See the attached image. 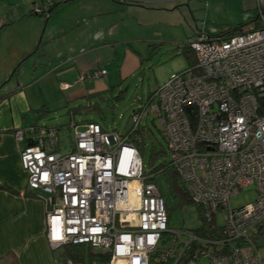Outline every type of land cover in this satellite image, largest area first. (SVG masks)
Wrapping results in <instances>:
<instances>
[{
	"label": "built area",
	"instance_id": "built-area-1",
	"mask_svg": "<svg viewBox=\"0 0 264 264\" xmlns=\"http://www.w3.org/2000/svg\"><path fill=\"white\" fill-rule=\"evenodd\" d=\"M43 9L31 6L35 14ZM259 15L252 31L196 35L197 71L170 74L148 109L191 200L207 220L222 215L221 237L169 227L165 199L144 174L138 148L117 130L72 122L74 142L60 153L52 149L55 128L17 127L20 165L28 188L47 202L45 237L53 249L89 244L108 254L107 264H197L201 257L207 264H264V11ZM144 112L134 114L133 128ZM248 187L256 198L233 208L230 197Z\"/></svg>",
	"mask_w": 264,
	"mask_h": 264
},
{
	"label": "crops",
	"instance_id": "crops-1",
	"mask_svg": "<svg viewBox=\"0 0 264 264\" xmlns=\"http://www.w3.org/2000/svg\"><path fill=\"white\" fill-rule=\"evenodd\" d=\"M182 1L71 0L44 18L31 12V6H41L47 0H0V264H58L66 259L65 254L63 259L55 255L45 237L47 202L41 193L28 188L26 171L20 165L22 145L14 140V128L42 125L37 121L38 105L29 103L36 98L22 92L23 88L39 84L45 75L53 74L62 81L61 87L69 84L66 89L62 87L67 105L71 100H83L88 93L115 86L104 82L98 89H83L77 79L71 87L70 81L59 78L57 71L83 74V79L94 70L105 69L98 65L101 63L98 51L108 45L115 48V26L132 17L136 9L159 4L168 10ZM190 1L187 0V7ZM237 3L242 16L235 20L234 26L240 22L247 23L244 31L255 28L254 20L258 19L259 10H264V0H237ZM250 10L255 14L245 16L244 12ZM234 26L203 29L216 35ZM198 32L201 30L192 31L191 35ZM21 67L28 71L29 78L24 77L26 72ZM32 112L37 113L36 117Z\"/></svg>",
	"mask_w": 264,
	"mask_h": 264
},
{
	"label": "rangeland",
	"instance_id": "rangeland-1",
	"mask_svg": "<svg viewBox=\"0 0 264 264\" xmlns=\"http://www.w3.org/2000/svg\"><path fill=\"white\" fill-rule=\"evenodd\" d=\"M190 3V7H187V0H183L177 5L170 6L171 8L168 10L162 8L159 4H153V7H146L142 10L136 9L138 11L133 13L132 17L126 18L118 26H115L116 30H114L113 35L117 39L114 42L116 50L108 45L98 51L100 54L99 61L101 62L98 65L104 66L108 75L89 77L90 72L82 79L83 74H70L68 71L64 73L66 70L61 69L57 71V74L60 73L59 78L70 81L71 87L79 79L83 89L85 87L98 89L103 87L105 82L111 86L118 84L116 88L124 90V98L116 103L117 107L112 109V112L108 108L110 103L103 102L106 113L104 125L107 126L108 130L117 127L118 132L128 133L134 127L132 111L144 106L148 101V97L156 90L157 85L163 83L170 74L181 72L188 67V61H186V57L181 53L179 47L194 39V36L191 35L192 31L200 29L201 32H205L206 30L203 27L206 29H222L234 26L238 21L236 19L242 16V12L238 9L237 0H215L214 3L210 0H205L203 3H201V0H191ZM246 14L253 15L255 13L250 10L244 12L245 16ZM232 20H236L234 24H231ZM154 42L156 43L155 48L151 49L149 44ZM113 51H116V53ZM21 70L26 72L24 77L29 78L28 71L23 67H21ZM39 70L40 72L44 71V69ZM55 77L53 74L45 75L41 83L27 85L22 92L29 95L31 93L36 98V101L29 100V103L38 105V110L47 108V112H39L42 113L43 117L37 121L42 125L57 128L58 142L52 149L57 147V151L65 153L70 150L74 142L69 127L73 120L66 114L67 109L64 102L66 100H63L66 92L61 87L60 83L62 81H58ZM6 81L4 82L6 83ZM4 82L1 84H4ZM40 97L45 100H39ZM77 103L84 102L82 100H71L68 106H75ZM32 114L36 117L37 113L32 112ZM83 117V114H77L74 119L78 123ZM152 119H154V125L149 123ZM139 123L151 128V132L145 135L144 147H142L144 169L148 171L150 170L148 158H150L152 146L156 147L157 150H161L163 147L165 148L166 142L159 134L161 124L148 111L144 112ZM166 158L165 154L154 158L153 167L165 162ZM154 181L159 185L169 208V227L175 231L199 227L201 218H199L200 212L197 206L192 202L182 201L173 196L165 175H157ZM254 191L253 187L240 190L237 195L234 194L230 197V205L236 208L253 201L256 198V192ZM216 218L219 224L223 223L221 214H218ZM95 250L98 251L99 249ZM258 252L264 254V248H260ZM54 253L60 259L65 256L63 247L55 248ZM85 264L89 263L86 262ZM197 264H207L206 259L201 257Z\"/></svg>",
	"mask_w": 264,
	"mask_h": 264
},
{
	"label": "trees",
	"instance_id": "trees-1",
	"mask_svg": "<svg viewBox=\"0 0 264 264\" xmlns=\"http://www.w3.org/2000/svg\"><path fill=\"white\" fill-rule=\"evenodd\" d=\"M68 1L71 0H47V2H43V12L42 13H37V14H41L44 15V18L46 16H49L57 7L60 6V4L66 3ZM117 1V0H116ZM264 11V10H262ZM32 12V11H31ZM260 15L258 14V19L254 20L255 23H257V25L255 26V28L249 29V30H253L256 29L257 27L261 26V21H260ZM247 23H238L236 26L234 27H230L227 28L226 30L220 32V33H205L206 35L212 36V37H221V38H226L228 36H231L235 33H240V31H244L245 25ZM200 32H198L196 35H198ZM196 35H194V39L196 37ZM192 40H189L188 42H186L184 45L180 46L179 49H181V53L184 54V56L186 57V61H188V67L185 68L182 71L188 70V69H192L195 70L196 65H197V60L194 50L191 47L192 44ZM156 43H150L149 46L151 49L155 48ZM197 71V70H195ZM180 72V71H178ZM181 73V72H180ZM160 85V84H159ZM118 86L115 85L113 87H109L107 90L102 91V92H98V93H88L83 97V102L84 103H77L75 106H68V104L66 105V114L69 115L70 118H72V122H75L76 124H78L76 122V120L74 119L75 116L77 114H83L84 117L81 119V121L79 123H88V122H96L97 125L99 124L102 129L104 130H108L107 126L104 125L105 124V118H106V113H105V108L103 107V102H109L110 105L108 106V108H110V112H112V109H115L117 107L116 103H119L122 98H124V90H120L118 88H116ZM158 88V85L156 87V89ZM156 90L153 92V94L148 97V101L144 106H140L138 107L136 110L132 111L133 113L131 114L132 117L134 116L135 113L140 112L141 110L144 111H148L146 109L149 108V106L154 103L156 101V98L154 97ZM115 102H114V101ZM44 107L46 108V106L44 105ZM40 111L42 112H47V108L46 109H40L37 110V112L39 113ZM149 113V111H148ZM39 119L43 117L42 113L39 114ZM153 118H156L153 116ZM153 120H151L152 125H154ZM32 125H36V124H32ZM37 126V125H36ZM45 127H50L47 125H44ZM70 127V126H69ZM51 128H55V127H51ZM57 131V128H55ZM111 130H117L116 128H112ZM160 131V135L163 137V139L166 142L165 148L163 147L161 150H157L156 147L152 146L151 149V153H150V158H148L149 160V165H150V170L145 171L144 169V164H143V172L144 174L147 176L148 180H152L154 184H156L154 180H156V176L159 174H163L166 176L168 183L170 184V192L172 193L173 196L178 197L179 199H181L182 201L186 200L188 202H192L194 203L189 194L188 191L186 189V186L184 184V182L181 180V178L179 177L177 171H175V167L172 165V161H171V157H170V153H169V148L167 147V140L166 137L162 134L163 133V128L161 126ZM149 132H151V128L149 126L146 125H141V123L138 124V126H136L135 128H132L128 133H123V135L128 136V139L135 145L136 148H138L141 157L143 152V148L144 147V139H145V135H148ZM143 152V153H142ZM165 154L167 156V160L163 163H160L159 165H157L156 167H153L152 163L154 158H156L157 156L163 155ZM143 159V157H142ZM141 159V160H142ZM161 192V189L159 187L158 184H156ZM161 196L164 197V195H162L161 192ZM165 199V197H164ZM195 204V203H194ZM165 208L167 210V214H168V218L170 216V212H169V208L167 207V203L165 200ZM195 206H197V204H195ZM197 208L199 209L200 212V217L201 218V224L199 227L195 228V229H186L184 231H188V232H192L194 233L196 236L198 237H204L206 239L208 238H217V237H221L222 234V224H219L217 222L216 218H212L210 220H207L206 218H204V215L202 214V211L200 209L199 206H197ZM167 218V220H168ZM169 223V220H168ZM64 253L66 255V259L70 258L71 260L74 261H80L83 263L88 262L89 264H107L108 263V254H106L105 252L102 251H96L93 247H90L89 244H69V245H65L64 247Z\"/></svg>",
	"mask_w": 264,
	"mask_h": 264
}]
</instances>
